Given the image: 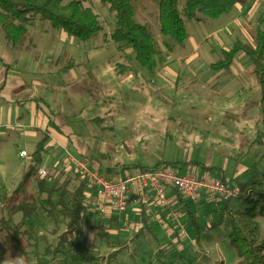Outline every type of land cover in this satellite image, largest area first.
Listing matches in <instances>:
<instances>
[{
    "label": "rangeland",
    "instance_id": "obj_1",
    "mask_svg": "<svg viewBox=\"0 0 264 264\" xmlns=\"http://www.w3.org/2000/svg\"><path fill=\"white\" fill-rule=\"evenodd\" d=\"M81 1L98 13L105 28L86 41L39 19L27 26L29 39L16 47L6 42L0 30V74L6 64L10 65L0 90V106H10L16 82L23 81L24 92L34 82L32 92L37 102L27 100L17 111H33L38 104L50 115L48 119L43 114L29 118L22 117L23 113L17 121L13 114H0V205L2 193H11L19 183L27 157L43 133L48 140L42 168L52 171L65 163L70 190L81 178L67 164L68 153L81 158L92 154L103 170L115 167L118 172L123 166H151L189 157L222 165L226 179L233 173L235 183L256 175L255 186L264 189V116L254 102L259 87L250 75V63L241 55L229 71L214 73L209 68L219 58L221 47H229L236 38L252 42L256 26L260 19L264 21V0H248L234 14L216 19L199 15L198 20H185L189 38L184 51L169 49L165 43L169 40L159 33L158 0L135 2L136 18L149 23L159 44L156 72L137 65L130 50L111 40L115 20L106 5L99 0ZM68 59L74 62L71 70ZM119 64L132 65L135 71L122 80L116 71ZM103 105L108 111H96ZM53 137L58 142L52 141ZM21 150L27 155L20 156ZM189 171L200 174L195 168ZM64 174L59 175L61 180ZM208 176L218 178L217 173ZM29 191L37 192L35 180ZM247 203L235 197L228 201L227 208L218 204L206 207L205 212L199 209L198 214L205 213L208 223L219 217L223 222L206 228L198 245L187 230H179L167 212L168 223L158 219L155 235H151L135 220L124 227L114 214L102 218L92 208L86 209L79 236L70 237L66 260L44 253L47 245H56L65 224L56 225L45 213H39L33 229L46 240L29 249V260L24 264H238L240 258L228 242L232 226H239L248 235L264 237V218L257 213L254 218L248 217L244 213L250 206ZM174 204L175 215L184 224ZM20 217L18 213L14 220ZM100 229L106 234L98 235ZM118 248L119 254L109 260ZM6 258L0 250V264Z\"/></svg>",
    "mask_w": 264,
    "mask_h": 264
},
{
    "label": "trees",
    "instance_id": "obj_2",
    "mask_svg": "<svg viewBox=\"0 0 264 264\" xmlns=\"http://www.w3.org/2000/svg\"><path fill=\"white\" fill-rule=\"evenodd\" d=\"M113 13L115 28L110 34L111 40L127 48L134 55L137 65L156 72L157 52L159 44L150 32V25L136 18L135 2L139 0H99ZM248 0H158V30L169 42H165L169 49L184 51L187 48L189 34L186 29L185 20H198L202 15L207 18L216 19L221 15L234 14L237 4H244ZM46 21L51 27L64 29L70 36L79 41H86L98 36L104 31V25L97 12L91 7L84 6L81 0H71L64 3V0H0V30L6 42L14 47L28 40L30 33L28 25L35 20ZM256 26L252 42H245L236 38L229 47L219 49L220 56L209 64V68L214 73L229 71L234 61L240 56H245L250 63V75L258 85L255 104L257 110L264 116V28L262 23ZM70 65L73 67L74 62ZM6 70L9 68L4 66ZM117 73L124 76L133 73L132 65L119 64L116 67ZM30 95L28 94L27 97ZM98 120V119H97ZM48 136L43 133V138L39 140L27 157V164L21 173L20 181L11 193L5 191L1 195L0 205V250L7 254L4 262L15 257H22L24 264L29 260V249L37 244L39 240H46L44 235H38L33 229L34 219L39 213H45L56 225L60 222L65 224V231L58 235L55 246L47 245L44 253L52 254L54 257L63 256L66 260L70 255V237L77 238L80 226L85 222L86 207L84 205L85 190L88 189L87 181L80 177L78 185L70 190L71 178L64 174L65 163L60 169L48 171L46 176H39L38 170L42 168L44 156L47 152L46 141ZM257 143V141H255ZM83 158L92 163L106 176L118 179L120 175L135 170L158 169L172 167L180 172L195 168L202 176L217 173L218 179L235 183V176L230 174L226 179V171L222 165H210L199 162L196 159L182 158L172 159L173 161L155 162L151 166L135 164L129 168L123 166L120 172L115 167L103 170L100 160L85 154ZM65 175L61 180L59 175ZM199 174V175H200ZM200 175V176H201ZM234 176V177H233ZM256 175L244 182L236 181L242 193L237 197L241 198L250 206L244 213L254 218L257 214L264 218V189L256 187ZM32 180L36 181L37 192L31 193L29 186ZM234 181V182H233ZM170 195L175 201V206L182 214V221L191 239L198 245L200 237L206 228L219 226L222 218L217 221L204 219L205 213L198 214L199 209H204L210 205L223 204L227 208L229 200H219L216 203H209L203 196L195 203L182 198L177 191H172ZM235 198V197H234ZM232 198V199H234ZM174 203V202H173ZM194 205V206H191ZM258 207V210L256 208ZM254 208V209H253ZM20 213L19 221L14 220V216ZM257 213V214H256ZM154 214L158 215L161 222L166 223L164 211L154 208ZM107 219H112L107 217ZM139 223L145 230L155 235L154 228L159 221H150V217L141 213ZM168 223V222H167ZM172 228V224L169 223ZM175 232H179L173 226ZM56 231H52L55 233ZM141 232V231H140ZM98 235L103 236L106 231L99 230ZM176 234V233H175ZM177 235V234H176ZM180 236V235H179ZM228 242L233 246L240 258L238 264H264V237L257 238L246 234L239 226L233 225L228 235ZM125 247V242L123 245ZM120 248L113 251L109 260L119 254ZM77 260V258H75ZM4 264V263H3Z\"/></svg>",
    "mask_w": 264,
    "mask_h": 264
},
{
    "label": "built area",
    "instance_id": "obj_3",
    "mask_svg": "<svg viewBox=\"0 0 264 264\" xmlns=\"http://www.w3.org/2000/svg\"><path fill=\"white\" fill-rule=\"evenodd\" d=\"M19 154L26 156L27 152L21 150ZM66 162L87 181L88 189L85 190L84 198L86 209L92 208L102 218L108 213L114 214L124 227L134 220L139 222L141 213L149 216L150 221H158V215L154 214V208L158 207L165 214L169 213L179 230L185 233L184 224L175 215L170 191H177L191 203H196L201 196L209 203H216L242 193L235 183L199 176L189 170L180 172L172 167L138 169L115 179L100 172L94 163L93 166L89 160L74 154L68 153ZM47 173L43 168L38 170L39 176H46Z\"/></svg>",
    "mask_w": 264,
    "mask_h": 264
},
{
    "label": "crops",
    "instance_id": "obj_4",
    "mask_svg": "<svg viewBox=\"0 0 264 264\" xmlns=\"http://www.w3.org/2000/svg\"><path fill=\"white\" fill-rule=\"evenodd\" d=\"M241 5L242 4H237L236 5V9H239L240 7H241ZM241 56V55H240ZM239 56V57H240ZM238 57V58H239ZM21 61L23 60V59H20ZM71 61H72V59H68V61H67V66H68V70H71L70 69V67H72L71 65H70V63H71ZM236 62V61H235ZM21 64H22V62H21ZM7 65V67L8 68H10V65H8V64H6ZM233 66V65H232ZM9 70V69H8ZM8 70H6L5 68H3V71H2V74H0V81H2V85L0 86V90L2 89V87H4L5 86V83H6V80H7V75H8ZM88 70H85V71H83V72H87ZM127 75H124L123 77H122V80H125V79H123L124 77H126ZM36 82V81H35ZM25 83V82H24ZM34 83V82H33ZM33 83H31V86L29 87V89L27 90V91H25L24 92V89H25V86H24V84H23V81L22 80H19L18 82H16L15 83V85H14V87L12 88V97L10 98V100H9V103H10V106L9 107H5V106H3V105H1L0 106V114L3 116H5L6 114H9V115H11V114H13L14 116H15V118H16V120L18 121V118L20 119V117L23 115V113H24V115L22 116V117H25L26 115L27 116H29V118H31L32 116H37V115H39V114H43L44 116H45V118L46 119H48V118H50V115L48 114V112L47 111H42L43 110V108L41 107V106H39L38 104H35L36 105V110H33V111H17V109L19 108V106H21V105H26V101L28 100L29 102H30V100H32L33 102H37V100H38V98L33 94V86H35V84H33ZM1 84V83H0ZM19 94H20V98L18 97H16V95L17 96H19ZM30 95L29 97H27V95ZM240 93H238V95H239ZM237 95V96H238ZM11 105L13 106V108L11 107ZM26 109H28L27 107H26ZM82 109V108H81ZM93 109V108H92ZM96 109V108H95ZM95 109H93L92 111H94ZM99 110H96V111H108V108L107 107H105V105H103V106H101V108H98ZM38 110H40V111H38ZM74 111V110H73ZM76 111H79V109L78 108H76ZM82 111H88V110H82ZM50 112V114L51 115H53V112L52 111H49ZM51 119H53V118H51ZM55 138L53 137L52 138V141H54L55 142ZM57 141V140H56ZM58 142V141H57ZM248 145H250V144H248ZM61 147H63L62 145H60ZM94 164L96 165V163L94 162ZM94 164L92 163V165L94 166ZM234 175V174H233ZM213 176V175H212ZM235 176V175H234Z\"/></svg>",
    "mask_w": 264,
    "mask_h": 264
},
{
    "label": "clouds",
    "instance_id": "obj_5",
    "mask_svg": "<svg viewBox=\"0 0 264 264\" xmlns=\"http://www.w3.org/2000/svg\"><path fill=\"white\" fill-rule=\"evenodd\" d=\"M17 262H22V257L12 258L10 261L4 262V264H17Z\"/></svg>",
    "mask_w": 264,
    "mask_h": 264
}]
</instances>
